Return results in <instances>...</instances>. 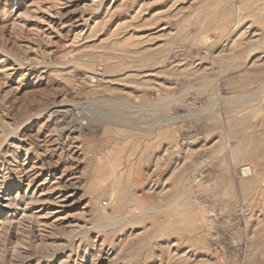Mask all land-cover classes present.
I'll return each instance as SVG.
<instances>
[{"label":"rangeland","instance_id":"obj_1","mask_svg":"<svg viewBox=\"0 0 264 264\" xmlns=\"http://www.w3.org/2000/svg\"><path fill=\"white\" fill-rule=\"evenodd\" d=\"M0 264H264V0H0Z\"/></svg>","mask_w":264,"mask_h":264},{"label":"bare ground","instance_id":"obj_2","mask_svg":"<svg viewBox=\"0 0 264 264\" xmlns=\"http://www.w3.org/2000/svg\"><path fill=\"white\" fill-rule=\"evenodd\" d=\"M47 110H48L49 116H61V117L65 118L66 120L77 117V115H78L77 109L73 105H67L64 107L59 105L56 107H50ZM73 129L74 130H82L84 128L77 125V127H74ZM243 171L246 173L245 169Z\"/></svg>","mask_w":264,"mask_h":264}]
</instances>
